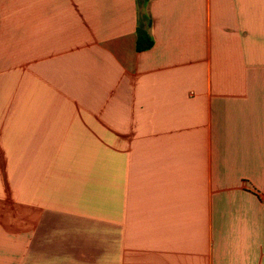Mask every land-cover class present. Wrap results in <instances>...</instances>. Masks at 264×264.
<instances>
[{"label": "crops", "instance_id": "obj_1", "mask_svg": "<svg viewBox=\"0 0 264 264\" xmlns=\"http://www.w3.org/2000/svg\"><path fill=\"white\" fill-rule=\"evenodd\" d=\"M0 264H264V0H0Z\"/></svg>", "mask_w": 264, "mask_h": 264}, {"label": "trees", "instance_id": "obj_2", "mask_svg": "<svg viewBox=\"0 0 264 264\" xmlns=\"http://www.w3.org/2000/svg\"><path fill=\"white\" fill-rule=\"evenodd\" d=\"M152 45H153V39L150 36V34L146 30L138 27V29H137V45H136L137 50L143 51V50L151 48Z\"/></svg>", "mask_w": 264, "mask_h": 264}]
</instances>
